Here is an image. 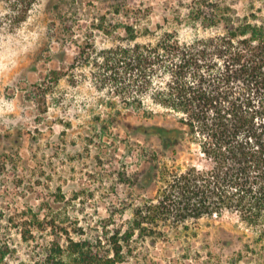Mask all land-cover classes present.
Here are the masks:
<instances>
[{"label": "rangeland", "instance_id": "374dc122", "mask_svg": "<svg viewBox=\"0 0 264 264\" xmlns=\"http://www.w3.org/2000/svg\"><path fill=\"white\" fill-rule=\"evenodd\" d=\"M218 7L264 21V0H39L27 21L0 31V233L17 240L21 259L28 248L11 218L39 214L87 230L102 219L132 220L169 173L210 165L182 115L148 95L134 109L135 88L116 85L111 68L122 46L223 32L213 24ZM174 130L185 136L176 133L183 139L172 145ZM188 226L177 241L136 243L137 256L124 264L151 256L167 264L163 257L189 248L228 254L239 245L222 251L225 235L254 236L228 213Z\"/></svg>", "mask_w": 264, "mask_h": 264}, {"label": "trees", "instance_id": "16d2710c", "mask_svg": "<svg viewBox=\"0 0 264 264\" xmlns=\"http://www.w3.org/2000/svg\"><path fill=\"white\" fill-rule=\"evenodd\" d=\"M38 2L0 0V31L27 21ZM212 16L223 32L190 42L165 33L152 43L122 46L111 68L116 85L135 88L137 96L129 103L134 109L140 111L148 95L182 115L187 134L210 165L169 173L156 198L138 206L132 220L102 219L87 230L39 214L11 218L28 258H20L12 234L0 233V264H124L137 256L140 241H177L178 230L190 221L227 213L254 236L225 235L222 251L239 245L228 254L208 247L204 256L189 248L163 259L167 264H264V21L221 7ZM178 132L168 139L172 145L185 136ZM145 259L160 264L153 256Z\"/></svg>", "mask_w": 264, "mask_h": 264}]
</instances>
